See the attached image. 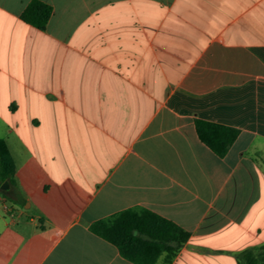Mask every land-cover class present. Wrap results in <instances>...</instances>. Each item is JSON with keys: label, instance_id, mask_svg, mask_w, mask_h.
Instances as JSON below:
<instances>
[{"label": "crops", "instance_id": "1", "mask_svg": "<svg viewBox=\"0 0 264 264\" xmlns=\"http://www.w3.org/2000/svg\"><path fill=\"white\" fill-rule=\"evenodd\" d=\"M31 1L0 0V264H135L91 231L129 209L190 233L156 264L262 246L264 0H41L45 30ZM198 120L241 130L225 157Z\"/></svg>", "mask_w": 264, "mask_h": 264}, {"label": "trees", "instance_id": "2", "mask_svg": "<svg viewBox=\"0 0 264 264\" xmlns=\"http://www.w3.org/2000/svg\"><path fill=\"white\" fill-rule=\"evenodd\" d=\"M51 5L32 0L22 14V20L45 30L53 15ZM200 139L219 157H225L237 141L241 130L204 120L197 121ZM16 164L7 143L0 137V190L8 182L15 186ZM91 231L114 244L121 255L135 264H156L164 254H175L189 239L190 233L172 220L153 211L129 209L120 212L111 222L98 221ZM240 264H264V244L245 250Z\"/></svg>", "mask_w": 264, "mask_h": 264}, {"label": "rangeland", "instance_id": "3", "mask_svg": "<svg viewBox=\"0 0 264 264\" xmlns=\"http://www.w3.org/2000/svg\"><path fill=\"white\" fill-rule=\"evenodd\" d=\"M253 149L252 150H250V155H252L253 153ZM262 157L264 158V155H262ZM5 204H7L8 206H10V202H5ZM30 214L31 215H33L34 214V212L33 211H30Z\"/></svg>", "mask_w": 264, "mask_h": 264}, {"label": "water", "instance_id": "4", "mask_svg": "<svg viewBox=\"0 0 264 264\" xmlns=\"http://www.w3.org/2000/svg\"><path fill=\"white\" fill-rule=\"evenodd\" d=\"M9 188V183L6 182L3 186H2V189L6 190Z\"/></svg>", "mask_w": 264, "mask_h": 264}, {"label": "bare ground", "instance_id": "5", "mask_svg": "<svg viewBox=\"0 0 264 264\" xmlns=\"http://www.w3.org/2000/svg\"><path fill=\"white\" fill-rule=\"evenodd\" d=\"M5 191V190H4ZM9 208V207H8ZM7 209V208H6ZM10 212V211H9ZM13 214V213H12Z\"/></svg>", "mask_w": 264, "mask_h": 264}]
</instances>
